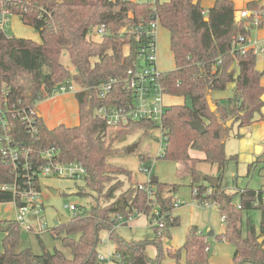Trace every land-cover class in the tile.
Returning <instances> with one entry per match:
<instances>
[{"label": "trees", "instance_id": "trees-1", "mask_svg": "<svg viewBox=\"0 0 264 264\" xmlns=\"http://www.w3.org/2000/svg\"><path fill=\"white\" fill-rule=\"evenodd\" d=\"M4 2L22 23L39 32L40 41L7 35L0 29V109L11 117L17 109L33 107L38 100L49 97L55 84L68 79L81 87L73 94L78 103L76 125L58 124L50 128L37 115V131L31 136L13 118L15 129L11 134L29 150L55 145L60 149L58 159L82 162L86 167L82 180L89 191L80 189L79 194L95 193L97 203L84 211L79 208L66 221L49 229L70 254L56 247L50 251L45 246L41 253L30 247L16 251L19 225L12 219L0 220L4 232L0 264H105L97 250L102 229H107L109 239L115 242L111 257L115 264H163L162 239L170 238V228L179 224V217L172 215V211L173 195L180 184L157 179L140 182L133 178L129 168L109 161L110 157L126 152V146L118 147L116 143L136 130L147 135L155 124L134 120L110 126L96 113L102 105L130 100L122 78L135 61L143 38L137 39L128 28L139 23L144 28L155 15L159 26L168 31L174 60L173 69L162 71L165 92L190 99V104L166 106L162 118L164 145L156 158L179 163L190 178L192 198L200 204H216L223 216L224 231L215 238L233 244L234 264H264V203L254 205L263 191L245 187L231 193L220 184L226 162L237 161L236 155H226V139L230 134L241 137L234 128L264 119V85L260 84L262 72L255 69L257 56L250 49L243 52L232 45L237 34L249 32L244 20H235L233 2L216 0L207 11L193 0H157L154 4L132 0ZM100 23L106 25L108 33L100 40L88 38L91 28ZM122 27L127 31H121ZM63 49L68 51L73 71L60 61ZM110 78L116 82L106 97H101L98 85ZM231 82L235 87L230 97L211 99L212 92L225 90ZM210 101L216 105L213 110ZM229 119L233 120L230 126L226 125ZM191 121L200 122L205 131L191 127ZM191 149L202 152L203 158L190 155ZM139 159V169L143 171L148 157L139 155ZM201 162L216 166L215 187L203 183V173L197 169ZM258 163L257 160L248 164V173L259 168ZM14 180L11 166L0 158V184ZM237 194L238 203L234 200ZM12 200L10 192L0 190V203ZM155 206L163 216V227L153 225L154 238L127 240L112 228L118 215L128 219L143 213L153 218ZM251 210L260 212L258 226L249 214ZM208 238L191 225L182 245L184 260L177 247L167 253L173 264H209ZM149 244L156 246L153 257L146 253Z\"/></svg>", "mask_w": 264, "mask_h": 264}, {"label": "rangeland", "instance_id": "rangeland-1", "mask_svg": "<svg viewBox=\"0 0 264 264\" xmlns=\"http://www.w3.org/2000/svg\"><path fill=\"white\" fill-rule=\"evenodd\" d=\"M5 29L8 35L30 38L37 42L40 41L39 32L33 27L22 23V21L16 15H12L10 17V21L6 24ZM255 35H257V33L254 31L251 35L252 38L256 37ZM88 38L100 40V37L94 32L89 33ZM259 45L257 47H261L263 51H258L259 53L257 58H262L264 60V39L259 42ZM60 61L71 71H73L68 51L66 49L61 51ZM156 66L160 71H168L174 68L173 55L169 49V34L167 29L161 26H158L156 31ZM225 90L229 92L231 89L227 87ZM164 102L167 104V106L171 104H190V99L184 98L183 96L166 95L164 97ZM41 108L43 109L42 105ZM43 120L50 128L58 124H65L67 126L76 125L79 121L78 103L75 100L73 94H70L68 97H64L60 100H56V98L52 100L48 109H44ZM148 131L149 133L147 135H144L141 130H136L135 132L126 135L124 140L116 143V146L118 147L126 146V152H121L117 156L110 157L109 161L117 164L120 163L129 168L133 173V178L140 182L146 180L150 176L156 175L162 182L180 184L175 194V198H178L183 202L182 206L176 208V213L179 215V224L170 228L169 232L174 241L177 240L180 242L177 248L180 249L182 256H184L182 245L187 234V229L191 225L196 226L197 229L202 232V234L207 235L210 230L220 233L224 228V224L216 204H210L211 206H206L205 203L200 204L197 200L192 198V191L189 185L190 178L188 177L186 170L181 167L179 163L165 159H150V156L154 157V155L159 150L160 137H158V130L153 131L152 129H149ZM134 143H136L137 146L133 151L128 152V146ZM225 151L227 156L236 155L237 161L228 160L226 162L224 171L222 173V179L220 181L221 187L231 193L240 192L241 189H244L245 187H250L253 189L258 188L262 180V177L258 174V172L264 169V161L260 162L259 168L257 167L248 173L247 168L249 162L246 160L247 157L242 155L244 152L241 148L240 138H230L226 145ZM139 155L148 157V162L146 165L148 169H150L149 171H140ZM118 156H122L120 161L116 160L115 158ZM197 169L203 173V176H217V168L215 165L201 162L197 164ZM246 173H248L247 176ZM236 176L238 177L237 181H235ZM203 183L208 184L205 179H203ZM51 189H54L55 192L53 193ZM80 189L89 191L84 185V181L82 179H73L58 175L41 176L40 193L43 203V215L39 218L33 219L37 221L46 220L48 227L53 228L60 223L58 219V213L65 215L67 218H70L73 215V212L66 208L68 203L75 204L78 208H80V211L87 210L91 205L97 203L95 193L81 195L79 194ZM237 197L238 194L234 197L235 201L237 200ZM101 202L103 203L102 199ZM153 211H155V209H153ZM245 214L243 217L246 216ZM249 214L251 215L254 224L258 226L260 221L259 210H251L249 211ZM14 215L15 209L12 202L0 203V220H11L13 219ZM132 219H134L133 222ZM150 220L153 221L152 215L146 216L143 214L130 217L128 219H123V223H128L130 221L129 224L125 226L124 224L120 223V227L118 229L116 228L117 230L115 229V231L127 240H140L145 238L152 239L155 237V233ZM245 226L246 224L244 223L243 228L246 230ZM19 228V240L15 248L16 251L30 247L34 252L41 253L43 251L42 246H45L46 249L50 251L56 247L62 249L66 254H70V251L64 248L60 241L55 239L50 234L48 229L36 234L32 231L26 230L24 226H20ZM99 234L100 242L97 246L98 253L104 258L105 264H114V262L108 258V253L114 250L115 242L114 240L109 239V232L107 229L100 230ZM3 235L4 232L0 229V251H3L4 249L2 243ZM170 239L171 237H164L161 242L163 247V264H167L165 262L170 261L171 258L168 255L167 250H174L176 248L171 246L172 241ZM208 242L210 245V250L208 253L209 264H234L232 259V251L234 249L233 244L227 241L218 240L214 237L208 238ZM146 253L149 256H155L156 246L153 244L147 245ZM171 262L172 263L170 264H173L174 260H171ZM242 264L253 263L243 262Z\"/></svg>", "mask_w": 264, "mask_h": 264}, {"label": "built area", "instance_id": "built-area-1", "mask_svg": "<svg viewBox=\"0 0 264 264\" xmlns=\"http://www.w3.org/2000/svg\"><path fill=\"white\" fill-rule=\"evenodd\" d=\"M5 0H0V29L6 33L5 26L10 21V17L14 15L6 6ZM135 2L156 3L157 0H132ZM264 10L261 7L242 9L236 13L235 20H244V27H259L263 23ZM159 26V20L155 15L154 19L143 25L139 23L137 26L129 27V32H134L137 39L143 38V42L139 45L138 53L135 61L127 69L126 75L122 78L125 89L130 93V100H122L121 103L112 105H102L96 109L106 125L115 126L119 123H126L134 120L149 121L155 124L152 130H158L160 137V151L164 145L162 118L167 104L164 97L167 95L164 85L161 81L162 71L156 66V31ZM121 31H127L125 27ZM94 32L100 38L108 33V29L104 23H100L91 28L90 33ZM7 34V33H6ZM8 35V34H7ZM235 48L240 51L252 50L256 54L260 49L254 46L247 34H237L233 38ZM116 82L110 78L98 85L101 97H106L111 90L112 85ZM73 79L65 80L54 85L51 95L55 93L74 94L80 90ZM35 105V104H34ZM39 115L34 106L21 108L14 111L13 116H7L0 109V158L10 165L14 174V182H5L0 184L1 191H8L12 194L15 215L14 220L19 227L24 226L28 231L36 234L43 232L48 227L47 221H37L33 218L42 216L43 203L40 193V177L58 175L73 179H82L86 175V167L80 161H65L58 159L60 149L55 145L39 148L37 151L29 150L23 147L22 143L11 134L15 129L12 119L16 118L20 124L25 127L26 131L33 136L37 131L36 116ZM32 152L33 156H30ZM158 154V155H159ZM34 158V159H32ZM38 162V163H37ZM144 171H149L145 168ZM150 192L149 187H147ZM260 202L264 203V193L260 199H257L254 205ZM180 201L174 200V208L180 205ZM207 204V202L205 203ZM155 205V204H154ZM68 210L75 212L79 208L73 204L66 205ZM152 225L163 227L162 215L154 207ZM133 217V216H131ZM122 223V216L118 215L113 229L118 228ZM114 256L112 252L108 253V258ZM118 257V255H115ZM104 261V258L99 255Z\"/></svg>", "mask_w": 264, "mask_h": 264}, {"label": "crops", "instance_id": "crops-1", "mask_svg": "<svg viewBox=\"0 0 264 264\" xmlns=\"http://www.w3.org/2000/svg\"><path fill=\"white\" fill-rule=\"evenodd\" d=\"M216 0H193V2H199V4L201 5V7L203 8L204 11H207L210 7H212L214 5ZM233 2V5H234V8H235V16L234 18H236V13L239 11V10H242V9H249V8H254V7H261L263 10H264V0H231ZM253 5V6H252ZM256 32L257 35H255L256 37L252 38V33L253 32ZM247 37L250 39L251 43L254 45V46H258L259 45V42L261 40L264 39V19H263V23L259 26V27H251L249 29V32L247 33ZM257 44V45H256ZM260 46V45H259ZM258 48V47H257ZM258 49H260L261 51H263V49L261 47H259ZM259 52H257L255 55L257 56ZM263 61V72H262V77H260V84L261 85H264V60L262 58L258 59L257 58V61ZM235 69H236V72L238 71V67L235 65ZM229 89H231L229 92H227L226 90H221V91H214L211 93V99L214 100V99H222V98H227V97H230L233 93V89L235 87V83L234 82H231L228 84L227 86ZM57 94V95H55ZM52 95H50L49 97L51 98H44V99H41V100H38L35 105H34V108L36 110V112L42 117H44V109H48V107L50 106L52 100H54L56 98L57 99H63L64 97H68V95H70V93H55ZM55 95V96H54ZM167 96H169V94H167ZM171 96V95H170ZM76 100V99H75ZM58 102V101H57ZM37 104V105H36ZM41 105L43 106V109L41 108ZM261 113L263 114L264 116V107L261 108ZM45 122V121H44ZM234 132L238 131L239 134L241 135L240 140H241V148L243 150V153L242 155H244V157H247V161L249 162L248 164L252 163V162H255L258 160V164H260L261 161H264V119H261V120H257L247 126H243V127H240V128H234L233 130ZM233 136L230 135L227 139H226V142H225V148H226V145L227 143L229 142L230 138H232ZM234 138V137H233ZM160 143V142H159ZM256 146H260V150L258 152H255V147ZM159 151H160V146H159V150L158 152L154 155V157L150 156L154 159H157L156 156H158L159 154ZM190 155L192 156H195V157H199V158H203V153L200 152V151H196V150H190L189 151ZM122 156H118V157H115L116 160L120 161V158ZM148 162V160H147ZM146 162V163H147ZM148 168V167H147ZM150 170V169H148ZM258 174L262 177V180H261V184L258 188H254V189H257V190H262L263 193H264V169L260 170L258 172ZM137 175V174H136ZM248 174L246 173V176ZM154 177V178H157V180H160L158 178V176L154 175V176H150L149 178H147L146 180L144 181H141V182H145V181H149L151 180V178ZM189 177V176H188ZM205 177H213V176H204ZM205 180L208 182V180L205 178ZM238 180V177L236 176L235 177V181ZM209 183V182H208ZM241 189V188H240ZM243 189V188H242ZM241 189V190H242ZM177 192V191H176ZM176 192L174 193L173 197L174 199H178V198H175V194ZM179 200V199H178ZM180 201V200H179ZM180 205L175 207L172 211V215L174 216H178L179 215L176 213V208H179L180 206L183 205V202L180 201ZM236 203H238V197H237V200L235 201ZM210 204H214L212 202H207V204H205L206 206H211ZM140 214H143V213H140ZM138 214V215H140ZM138 215H134L133 217L135 216H138ZM145 215V214H143ZM222 218V222L224 224V221H223V216H221ZM134 219H132V222H133ZM131 221V220H130ZM129 221V222H130ZM128 223H123L125 226H127ZM120 227V226H119ZM118 227V228H119ZM117 228V229H118ZM116 229V230H117ZM188 230V229H187ZM224 231V228L223 230H221L220 233H222ZM199 233L202 234V232H200L198 230ZM218 234L216 233V231L213 230V235L212 236H208L209 238L210 237H214L215 238V235ZM176 239V238H175ZM262 240V237L260 238ZM172 242L175 243V246H173L171 244V246L173 247H177L178 244L180 243L179 241L173 239V237L171 236V239H170ZM171 242V243H172ZM235 249V248H234ZM234 249L232 251V255L234 253ZM171 260L173 261L172 258H170V261L168 262H165L167 264H170L172 263ZM182 260H184V256H182ZM115 264V263H114Z\"/></svg>", "mask_w": 264, "mask_h": 264}, {"label": "water", "instance_id": "water-1", "mask_svg": "<svg viewBox=\"0 0 264 264\" xmlns=\"http://www.w3.org/2000/svg\"><path fill=\"white\" fill-rule=\"evenodd\" d=\"M255 69H256L258 72H263V61L259 60V61L257 62V64H256V66H255ZM261 99L264 101V93H263V95L261 96ZM210 108H211L212 110L215 108V104H213L211 101H210ZM232 121H233L232 119L227 120L226 125L230 126L231 123H232ZM190 125H191V127H193L194 129L198 130L199 132H204V131H205L204 126H203L200 122H198V121H191V122H190ZM136 146H137L136 143H134V144L128 146L127 151H128V152L133 151V150L135 149ZM259 150H260V146H256V147H255V152H258ZM205 178L208 180V182H209L213 187L216 186V184H217V178H216V177H205ZM156 179H157V178H154V177L151 178V180H156ZM51 191H52L53 193L55 192L54 189H51ZM58 219H59V221L62 223V222H64V221L67 220V217H66L65 215L61 214V213H58ZM207 235H208V236H212V235H213V230H210V231L208 232ZM260 241H261V239H259V242H260ZM172 245L175 246V243L172 242Z\"/></svg>", "mask_w": 264, "mask_h": 264}]
</instances>
